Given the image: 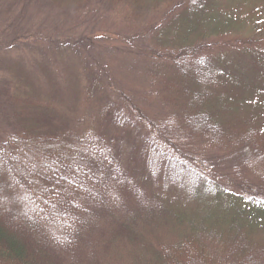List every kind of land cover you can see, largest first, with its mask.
<instances>
[{
    "label": "trees",
    "instance_id": "trees-1",
    "mask_svg": "<svg viewBox=\"0 0 264 264\" xmlns=\"http://www.w3.org/2000/svg\"><path fill=\"white\" fill-rule=\"evenodd\" d=\"M210 4V0L191 3L179 27L198 30L206 20L203 9ZM263 21L264 13H259L257 23ZM197 39L182 40L165 55L171 75L164 85L174 93L175 102L174 111L155 118L159 122L147 119L141 124L144 117L135 116L134 121L130 108L117 100L111 105L110 100L87 133L70 126L26 136L45 142L50 148L46 155L54 162L39 167L37 180L28 174L33 173L30 170L18 174L31 207L12 212L1 196L0 264H195L198 260L226 264L227 258L213 252V240L226 254L236 255L239 264H251L250 245L264 250V243L249 236L251 218H264V187L246 182L226 185L186 151L181 139L200 134L209 140L224 131L232 137L236 109L218 86L233 74L262 88L264 47L243 54L251 62L245 72L238 61L228 69L227 61L210 54L206 38ZM182 53L187 56L181 58ZM245 73L251 75L249 80ZM240 120L244 126L251 124L248 117ZM140 125L149 132L141 137L139 157L124 163L110 129H140ZM239 133L242 140L252 137L249 130ZM16 143L9 150L0 148L10 163L20 158ZM59 215L67 218L60 234L48 226Z\"/></svg>",
    "mask_w": 264,
    "mask_h": 264
},
{
    "label": "rangeland",
    "instance_id": "rangeland-1",
    "mask_svg": "<svg viewBox=\"0 0 264 264\" xmlns=\"http://www.w3.org/2000/svg\"><path fill=\"white\" fill-rule=\"evenodd\" d=\"M194 1L0 0V148L9 150L15 141L21 148L20 158L10 160L12 163L0 149V200L5 197L4 207L12 212L31 207L17 176L30 170L33 173L28 174L37 180L39 167L53 161L46 155L50 148L34 138L41 132L72 126L87 133L110 100L111 105L117 100L132 109L128 111L134 121V116L144 117L141 124L147 119L159 122L156 117L174 111V93L164 85L165 77L171 75L165 55L178 42H196L202 35L211 46L210 54L227 61L228 69L238 61L245 72L249 70L251 62L243 54L264 47V21L257 23L258 14L264 13V0H210L203 9L206 20L198 30H183L179 24ZM228 77L226 82L222 78L218 90L236 109L232 137L224 131L209 140L200 134L181 139L186 151L226 185L246 182L264 187V85L260 88L255 81H241L233 74ZM239 117H248L251 124L242 125ZM144 125L140 129H110L124 163L127 158L130 162L129 158L139 157L141 137L149 132ZM242 129L249 130L252 137L239 138ZM226 138L233 139L219 143ZM60 218L48 223L58 234L65 228L62 220L67 219ZM251 220L249 236L264 243V218L254 216ZM212 244L216 255L227 258L226 264L239 262L236 255L217 248L216 241ZM252 246L251 264H264V250ZM198 261L195 264H203Z\"/></svg>",
    "mask_w": 264,
    "mask_h": 264
}]
</instances>
